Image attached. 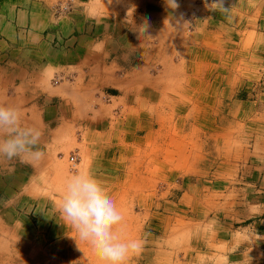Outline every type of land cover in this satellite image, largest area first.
Wrapping results in <instances>:
<instances>
[{
	"label": "rangeland",
	"instance_id": "1",
	"mask_svg": "<svg viewBox=\"0 0 264 264\" xmlns=\"http://www.w3.org/2000/svg\"><path fill=\"white\" fill-rule=\"evenodd\" d=\"M214 2L0 0V105L44 152L0 157V264H99L58 211L82 172L114 200L122 238L143 241L127 264H264V117L218 87L254 34L237 42L238 0Z\"/></svg>",
	"mask_w": 264,
	"mask_h": 264
},
{
	"label": "clouds",
	"instance_id": "2",
	"mask_svg": "<svg viewBox=\"0 0 264 264\" xmlns=\"http://www.w3.org/2000/svg\"><path fill=\"white\" fill-rule=\"evenodd\" d=\"M177 8L176 0H167ZM216 0L209 7L222 5ZM40 132L21 123L19 110L0 105V157L22 162H38L44 152L38 147ZM61 219L70 226L72 237L81 251L87 245L99 264H127L142 251L143 241L126 240L120 235L123 216L114 200L90 173H77L68 178L58 206Z\"/></svg>",
	"mask_w": 264,
	"mask_h": 264
},
{
	"label": "crops",
	"instance_id": "3",
	"mask_svg": "<svg viewBox=\"0 0 264 264\" xmlns=\"http://www.w3.org/2000/svg\"><path fill=\"white\" fill-rule=\"evenodd\" d=\"M243 2L244 0H242L241 2L240 0H238L239 9L237 10V13L239 15L238 17H235L236 21H234L236 23V28H231L229 24L225 26L228 28L229 31H231L230 29H232L233 36L236 35L235 32L239 33V35L235 36V38L240 44H243V42L245 41H251L252 34H254V41L250 44L249 48L246 49L244 47L246 49L245 52H241V49L244 50L243 47H238V53H242L244 56H242V59H240V61L235 62L237 63L236 69L233 66L227 67V71L232 68L231 70L236 71V73L231 70L229 72L226 71V74L223 75V78H219L220 82L218 83V87L220 88V92L228 97L230 101L229 103L241 102V97L244 96V98L247 100H243V102L253 104V111H250V115H248L249 117H254L255 115L264 117V0H245L246 5H244ZM251 2H253L254 5L253 10H250L246 7L248 6V3ZM226 4L227 3L225 2L223 6H226ZM235 6L236 3L233 4L232 2L230 3V6H228V8H224L225 13L227 14L226 22L233 18L232 13L236 12L234 11ZM238 70L243 71V73L245 74L243 75L241 73H238ZM247 76H254L260 79L258 81L256 79L254 80V78L250 80L249 78H247ZM216 77L217 76H215L214 79L210 81L209 85L214 84ZM243 87L245 88V90L243 91L244 93H242L241 95L240 93L242 92ZM228 107L229 104H227V109ZM32 118L33 119L30 121L31 124H36V121H40L39 115H37L36 113L33 114ZM64 126H67V124L64 123L61 128H63ZM58 131L59 130H57L55 133H57ZM256 134L257 136H259V139H261V141H259V139L255 135H253L252 137L255 136V138L252 140H254L255 143H252V145L254 146V148L255 146H259L258 148H261V142L264 136L261 135L260 132H257ZM249 180L253 181V183L255 182V178L254 180H252V177H250ZM263 180L264 178H262L260 174L259 177L256 179V182H262ZM259 192H261V190ZM254 196H257V193H255ZM262 221L263 220H259V222H255L252 226L253 230H255L259 234L258 236L261 238V240L264 239V221ZM260 242L261 244H264V241Z\"/></svg>",
	"mask_w": 264,
	"mask_h": 264
},
{
	"label": "built area",
	"instance_id": "4",
	"mask_svg": "<svg viewBox=\"0 0 264 264\" xmlns=\"http://www.w3.org/2000/svg\"><path fill=\"white\" fill-rule=\"evenodd\" d=\"M70 162H71V164L73 165V167H76L77 159H76L75 156L71 158Z\"/></svg>",
	"mask_w": 264,
	"mask_h": 264
}]
</instances>
